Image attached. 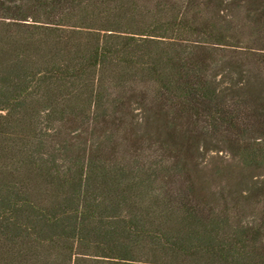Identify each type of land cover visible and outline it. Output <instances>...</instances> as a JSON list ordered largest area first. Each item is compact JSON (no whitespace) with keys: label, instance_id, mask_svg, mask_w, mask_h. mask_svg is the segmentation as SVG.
Listing matches in <instances>:
<instances>
[{"label":"trees","instance_id":"1","mask_svg":"<svg viewBox=\"0 0 264 264\" xmlns=\"http://www.w3.org/2000/svg\"><path fill=\"white\" fill-rule=\"evenodd\" d=\"M0 264H264V0H0Z\"/></svg>","mask_w":264,"mask_h":264}]
</instances>
